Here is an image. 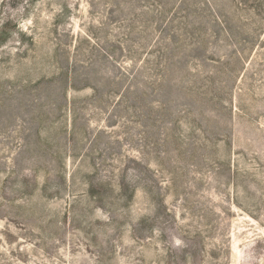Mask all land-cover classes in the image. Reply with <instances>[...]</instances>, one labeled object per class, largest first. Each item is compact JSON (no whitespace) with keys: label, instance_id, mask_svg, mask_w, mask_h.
Masks as SVG:
<instances>
[{"label":"rangeland","instance_id":"rangeland-1","mask_svg":"<svg viewBox=\"0 0 264 264\" xmlns=\"http://www.w3.org/2000/svg\"><path fill=\"white\" fill-rule=\"evenodd\" d=\"M0 264H264V0H0Z\"/></svg>","mask_w":264,"mask_h":264}]
</instances>
